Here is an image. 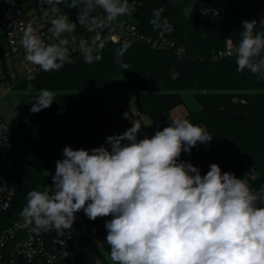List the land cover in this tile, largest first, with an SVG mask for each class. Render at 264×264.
<instances>
[{"label": "clouds", "instance_id": "1", "mask_svg": "<svg viewBox=\"0 0 264 264\" xmlns=\"http://www.w3.org/2000/svg\"><path fill=\"white\" fill-rule=\"evenodd\" d=\"M38 3L40 19L50 25L51 43L29 22L21 25L20 46L26 62L43 72L74 62L70 44L85 63L100 61L109 42L104 30L133 12L130 0ZM62 5L78 10L76 22ZM208 11L202 9L204 14ZM162 12L154 10L151 21L162 29L161 35L172 30L167 20L161 23ZM78 26L93 35L78 39ZM240 35L229 52L236 57L237 71L264 79V19L243 21ZM128 47L124 42L116 51L123 69L130 67L121 59ZM54 97V92L40 90L30 111L50 107ZM141 129V122L133 120L123 134L106 138L110 148L65 147L64 159L56 161L52 186L28 192L20 212L25 225L45 233L55 230L63 237L65 230L71 232L79 211L92 221L111 216L105 223L110 264H264V187L255 190L245 178L222 171L216 163L201 175L198 166L180 160L198 143L212 141L203 125L177 116L150 138H138ZM94 264L103 261L96 258Z\"/></svg>", "mask_w": 264, "mask_h": 264}, {"label": "trees", "instance_id": "2", "mask_svg": "<svg viewBox=\"0 0 264 264\" xmlns=\"http://www.w3.org/2000/svg\"><path fill=\"white\" fill-rule=\"evenodd\" d=\"M19 1L39 8L38 0ZM131 2L135 8L126 20L143 36L157 42L165 40L168 45L154 48L144 42H127L129 47L121 59L130 67L123 69L116 62V51L126 41L113 43L109 39L98 62L85 63L78 51L70 55L73 63L58 71H41L33 79L16 85L15 89L23 91L18 98L19 107L39 133L21 132L24 144L20 143L21 160L10 173L15 194L6 223L22 219L20 212L29 191L52 186L56 161L64 159L65 147L110 148L106 138L116 135L110 125L114 115L105 112L103 103L109 93L122 89L135 91L136 112L142 125L138 138H150L169 126L171 111L183 105L185 118L205 126L213 139L208 144L198 143L190 155L182 153L180 160L198 166L201 175L216 163L222 171L245 178L253 189L264 187V79L247 70L238 72L235 55L222 60L214 58L228 39L238 45L243 21L259 23L264 19V0ZM61 8L76 22L77 9L63 5ZM157 9H163L161 23L167 20L172 28L163 35L162 29L151 22ZM202 9L209 11L204 14ZM78 28L86 39L93 35ZM103 35L109 38L106 33ZM43 89L55 93L54 101L50 107L32 113L30 102ZM185 93L190 95L195 108L185 102ZM129 128L128 125L121 134ZM76 215L82 218L85 227ZM109 219L111 216L92 221L83 211L77 212L70 245L61 254V264H94L96 258L110 264L106 260L105 228ZM96 240L103 251L97 248Z\"/></svg>", "mask_w": 264, "mask_h": 264}, {"label": "built area", "instance_id": "3", "mask_svg": "<svg viewBox=\"0 0 264 264\" xmlns=\"http://www.w3.org/2000/svg\"><path fill=\"white\" fill-rule=\"evenodd\" d=\"M130 4L134 11V2ZM40 15L39 8L25 6L19 0H2L0 5V97L7 96L19 82L31 80L41 72L38 67L26 62L24 49L20 46L21 25L23 23L26 27L29 22L38 29L46 43H51L47 32L50 25L43 22ZM103 33H106L113 43L144 42L154 48L169 44L165 40L157 42L143 36L134 24L126 20V16L121 17L116 24L105 29ZM74 35L78 39L86 38L85 33L78 27ZM235 46L236 44L228 39L224 47L215 54V60L234 56L229 55V52ZM75 52L78 50L70 44L69 55ZM133 116L134 119L130 120L129 127H132L133 120L139 119L138 112ZM28 122L29 118L25 115L10 126L0 117V264H61V254L70 245L71 236L67 230L63 237H59L55 230L46 233L35 231L32 227L26 226L23 219L11 223H6L5 219L15 194L10 182V173L21 160L19 154L21 141L17 131ZM57 240H63L64 243H57Z\"/></svg>", "mask_w": 264, "mask_h": 264}, {"label": "rangeland", "instance_id": "4", "mask_svg": "<svg viewBox=\"0 0 264 264\" xmlns=\"http://www.w3.org/2000/svg\"><path fill=\"white\" fill-rule=\"evenodd\" d=\"M21 94H23V91L14 89L10 91L7 96L0 97V117L10 126L18 122L21 116H25L18 104V98ZM184 98L188 105L194 106L195 108V104L191 101L189 94L185 93ZM103 109L108 115H114L110 125L114 133L116 135H120L122 131L127 128L130 120L134 119L133 115L136 113L135 91L132 89H122L120 91L109 93L108 98L103 103ZM184 110H186L185 107L180 105L176 111L172 113V116L174 117V114H179L181 117ZM140 118L147 121L145 117L143 118L141 116ZM25 127L30 128V133L32 135H37L39 133L38 128H36L35 124L29 119V122L26 125H22L17 131L20 135V141L22 144H24V137L21 132ZM9 218L10 216H7V218L5 217L6 221ZM76 218L78 222L85 227V223L82 218L79 215H76ZM95 244L99 250L103 251L102 245L97 240L95 241ZM108 263H110V261H108Z\"/></svg>", "mask_w": 264, "mask_h": 264}, {"label": "crops", "instance_id": "5", "mask_svg": "<svg viewBox=\"0 0 264 264\" xmlns=\"http://www.w3.org/2000/svg\"><path fill=\"white\" fill-rule=\"evenodd\" d=\"M177 108H178V107L174 108V109L171 111V118H174L175 116H176V117L179 116V114H174V115H175L174 117L172 116V113H174V111H176ZM182 116H183V118H185V116H186V110L183 111V115H182ZM182 116H181V117H182Z\"/></svg>", "mask_w": 264, "mask_h": 264}, {"label": "water", "instance_id": "6", "mask_svg": "<svg viewBox=\"0 0 264 264\" xmlns=\"http://www.w3.org/2000/svg\"><path fill=\"white\" fill-rule=\"evenodd\" d=\"M35 127H37V126H35ZM23 132L29 133L30 132V128H28V127L23 128Z\"/></svg>", "mask_w": 264, "mask_h": 264}]
</instances>
